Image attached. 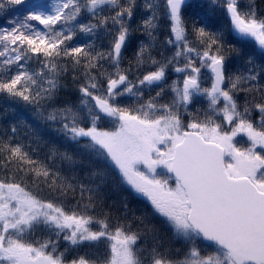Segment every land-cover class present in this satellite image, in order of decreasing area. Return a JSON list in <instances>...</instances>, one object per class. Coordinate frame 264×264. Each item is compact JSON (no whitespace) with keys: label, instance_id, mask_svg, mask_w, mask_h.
<instances>
[{"label":"snow or ice","instance_id":"snow-or-ice-1","mask_svg":"<svg viewBox=\"0 0 264 264\" xmlns=\"http://www.w3.org/2000/svg\"><path fill=\"white\" fill-rule=\"evenodd\" d=\"M0 264H264V0H0Z\"/></svg>","mask_w":264,"mask_h":264},{"label":"trees","instance_id":"trees-1","mask_svg":"<svg viewBox=\"0 0 264 264\" xmlns=\"http://www.w3.org/2000/svg\"><path fill=\"white\" fill-rule=\"evenodd\" d=\"M196 2H199V0H196Z\"/></svg>","mask_w":264,"mask_h":264}]
</instances>
